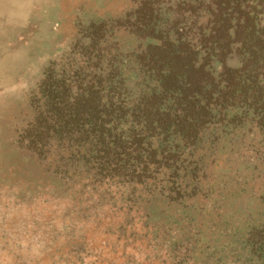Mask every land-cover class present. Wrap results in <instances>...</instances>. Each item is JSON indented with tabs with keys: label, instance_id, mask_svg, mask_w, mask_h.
<instances>
[{
	"label": "trees",
	"instance_id": "1",
	"mask_svg": "<svg viewBox=\"0 0 264 264\" xmlns=\"http://www.w3.org/2000/svg\"><path fill=\"white\" fill-rule=\"evenodd\" d=\"M157 1L42 73L22 139L65 230L28 264H264V0Z\"/></svg>",
	"mask_w": 264,
	"mask_h": 264
},
{
	"label": "rangeland",
	"instance_id": "2",
	"mask_svg": "<svg viewBox=\"0 0 264 264\" xmlns=\"http://www.w3.org/2000/svg\"><path fill=\"white\" fill-rule=\"evenodd\" d=\"M137 2L0 0V264H28L39 254L42 237L65 230L54 205L53 175L27 152L22 139L35 113L33 100L42 73L50 66L89 70L81 46L87 43L83 36L91 22L108 25L106 38L113 49L134 47L135 39L122 34L117 25ZM157 3L175 8L192 1ZM189 19L204 22L205 16ZM226 65L235 67L237 60L231 57Z\"/></svg>",
	"mask_w": 264,
	"mask_h": 264
}]
</instances>
